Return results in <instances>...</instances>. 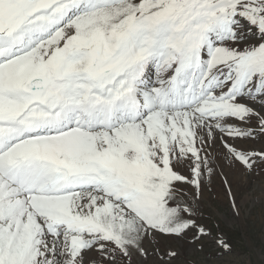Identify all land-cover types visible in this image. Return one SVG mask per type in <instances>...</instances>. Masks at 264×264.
I'll use <instances>...</instances> for the list:
<instances>
[{"label":"snow or ice","instance_id":"snow-or-ice-1","mask_svg":"<svg viewBox=\"0 0 264 264\" xmlns=\"http://www.w3.org/2000/svg\"><path fill=\"white\" fill-rule=\"evenodd\" d=\"M253 177L264 0H0V264H252Z\"/></svg>","mask_w":264,"mask_h":264},{"label":"rangeland","instance_id":"rangeland-1","mask_svg":"<svg viewBox=\"0 0 264 264\" xmlns=\"http://www.w3.org/2000/svg\"><path fill=\"white\" fill-rule=\"evenodd\" d=\"M259 146L258 144L256 145ZM256 189L250 197L247 208L248 217L243 227V231L234 229L231 225L224 221L228 217L229 203L226 196V189L221 185L219 179L215 180L212 185V198L210 207L213 210V218L208 222L215 230L219 225L225 232L233 237L235 250L239 256L235 257L238 261L251 260L252 264H260V256L264 254V199L260 196V181L253 177ZM234 185L237 187L238 195L249 198L248 180L243 173H237L234 178ZM208 252L212 251V245L208 243ZM190 260V264H195L200 258L195 255L186 257Z\"/></svg>","mask_w":264,"mask_h":264}]
</instances>
